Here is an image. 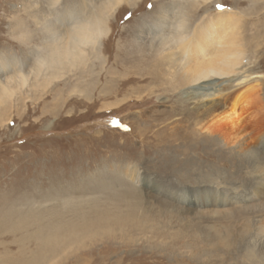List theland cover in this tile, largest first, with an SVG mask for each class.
<instances>
[{"label":"rangeland","instance_id":"374dc122","mask_svg":"<svg viewBox=\"0 0 264 264\" xmlns=\"http://www.w3.org/2000/svg\"><path fill=\"white\" fill-rule=\"evenodd\" d=\"M105 2L0 0V79L33 69L52 31ZM181 22L194 44L209 34L203 47L181 49ZM108 28L81 60L0 91V255L19 264L23 238L41 224L98 225L86 212L95 202L120 221L41 264L81 252L88 264H264V0H124ZM162 37L174 62L124 60L140 48L152 56ZM230 50L235 75L198 89L191 67Z\"/></svg>","mask_w":264,"mask_h":264},{"label":"bare ground","instance_id":"6f19581e","mask_svg":"<svg viewBox=\"0 0 264 264\" xmlns=\"http://www.w3.org/2000/svg\"><path fill=\"white\" fill-rule=\"evenodd\" d=\"M123 1L124 0H106V2L100 8H98L97 11L92 12L90 15H88L84 19L80 16L79 17H77V16L74 17L73 15L70 16V18L66 21L68 26L64 30V32L63 31L57 32L56 30L52 31L49 42L47 41L46 44H44V45H42V47H40L39 50L41 51L42 56H39L37 58L34 68L27 71V72L26 71L25 72L19 71L15 74L7 75L6 77L0 79V91L5 93L6 88H7L6 86H10L13 84L19 85L22 83H26L28 81V78L30 77V75H32L34 72H36V74H40L42 72L43 68L46 66L47 67H56V66L62 65L65 62H71L74 60H81L85 56V54H86L85 49L88 46L92 45L93 47L97 48L98 42L101 40V38L105 35V33L109 29L108 28V22L110 21V19L112 17V12ZM224 12H225L224 10L223 11L219 10V14L224 13ZM157 27H158V30L156 28L155 29L158 31V33L162 32L163 30L166 29V28H164L163 23L157 24ZM176 27H178V29H177L178 34L173 33V37H174L176 43L177 42L180 44L182 43V45H179L181 47V49L186 50L188 48L187 45H192V44L195 46L203 47L202 45H205L206 39L209 38V34L202 35V37L197 41V43L194 44L193 40L190 37L185 38L186 36H184L181 32H179V31L183 30V28H184L182 22L179 23V25H177ZM160 40L161 41L157 44L156 48L153 49V55L152 56L149 55V57H148L145 54L144 49L140 48V49H137L138 52L140 51V53H141L140 55L139 54L132 55L133 51L127 52L124 60L130 61V62L135 61L137 63H143V62H145L146 59L148 61L150 60L151 62H155L154 61L155 59L160 58V59L166 60V62H170L172 60L174 62L176 59H174V58L171 59L169 56H166V57L162 56L164 54V51H166L165 47L167 44H169V42L166 41V38H164V37H162ZM92 49H94V48H92ZM201 49H203V48H201ZM185 53L182 55L183 60L185 59V56H186ZM236 53H238V51H236ZM236 53L233 52L232 50H230V52L226 51L224 55H221V57L219 59H216L215 61L213 59H210V61H208L207 63H202L203 65H200L197 68H196V66L191 67V70L194 73L192 76L194 79V82L201 84V86H199L198 89H207V85L202 84V82L209 80V78L222 79V78L230 77L231 75H235L236 66H237V64H239V61H238L239 55L236 57L235 56ZM160 59L157 60L158 64H162V61ZM236 60H237V63H236ZM187 63L188 62H186V64ZM237 99H238V96L233 98V100H237ZM249 103H250V101L245 99V101L241 105V107L236 105V107L228 115V117L231 116V118L228 119V126L230 128H237L239 126L240 121H241V118H239V114L242 113L241 111H243L249 105ZM235 104H237V103H235ZM239 108L241 109V111L239 110ZM47 130H50V128H47ZM78 199H80V198H78ZM82 199L83 198H81V200ZM100 199H102V198H100ZM83 204H85V203H83ZM91 204H93L94 206L90 207L88 209V211L86 210V212L92 213L91 214L92 216L91 215L90 216L94 217L95 220L97 219L98 225H102V226L106 227L107 225L102 224L101 222H103V221L105 222V220H110L109 218H112V216L115 217V221H113L111 219L113 221L112 224H116L120 221L121 215L119 212H117L118 214L115 216L114 215L110 216V215H108V213H109L108 210H104L102 208H99L98 206H96L95 202L91 203ZM111 205L112 204H110V206ZM81 206H82V204H81ZM76 211H77L76 216L80 215V214L82 215V213H84V210L80 209L79 207H77ZM12 215H14V214H12ZM84 216H85V213H84ZM55 221H58V219L56 218ZM84 222H85V220H84ZM92 222H94V221H92ZM4 223H6V222H4ZM56 223H58V224L55 225ZM56 223H54V224L51 223L50 229H52V231H49L47 233H45V232L48 229L45 230V228L48 226L46 225V227H45L43 224H41V225H38L36 227L37 230H34V232L29 233L30 235H28V237L23 236L24 241H23L22 247L20 248V249H22V248L23 249L21 252H19V254H18L19 257L17 256L18 259H16V261L18 260L19 264H26V263L27 264H41L42 262H46V260H48L50 258H52V260H54L53 257L54 258H55V256L58 257V255L62 256L63 260L69 259L75 251L83 248V244H81L80 241L83 238H85L86 236H88L94 229L100 228V226L98 227L97 224L94 225V224L85 223L84 225L83 224L82 225H72V223H68V225L66 226V225H61L59 221ZM108 226H111V225L108 224ZM31 229L32 228H30L29 230H31ZM23 233H25V232H23ZM0 235L2 237V234H0ZM10 235H11V233H10ZM16 235H18V233ZM3 236H5V235H3ZM32 236L33 237L35 236L36 238H33ZM16 238H17V236H16ZM20 238H21V236H20ZM32 238L34 239V242H36L37 244H36L35 249H33L31 252V255H30L31 258H29L30 261H28L29 259L25 256L26 253L28 252L26 245H27L28 241H30V239H32ZM17 239H19V238H17ZM17 239H16V242H18ZM2 240H3V238H2ZM14 241L15 240H13L12 242H14ZM31 244L32 243H30V245ZM74 244L76 245L75 247H73ZM12 252L10 251V253H12ZM4 253H5V251H4ZM15 253H16V251H15ZM91 255H92L91 252L78 253L75 255L76 256L75 258L73 256V258H72L73 261H71V262H73L72 264H88V260H90L89 256H91ZM4 257H5V259L10 258L9 254H6V253L4 256L0 255V264H3L2 260L4 259ZM7 259L5 261H8ZM9 260L10 261H8V262H10V263H6V264H11V263L15 262L14 261L15 259L14 260L9 259ZM105 260H108L107 255H105L104 257H100V262H97V263L102 264ZM104 263H106V262H104Z\"/></svg>","mask_w":264,"mask_h":264},{"label":"snow or ice","instance_id":"6c2138e0","mask_svg":"<svg viewBox=\"0 0 264 264\" xmlns=\"http://www.w3.org/2000/svg\"><path fill=\"white\" fill-rule=\"evenodd\" d=\"M111 123H113V124H119L120 122L118 120H113V121H111Z\"/></svg>","mask_w":264,"mask_h":264}]
</instances>
